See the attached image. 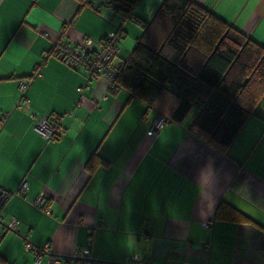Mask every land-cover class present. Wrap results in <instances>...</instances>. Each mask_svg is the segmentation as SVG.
<instances>
[{
    "label": "crops",
    "instance_id": "0c3cea01",
    "mask_svg": "<svg viewBox=\"0 0 264 264\" xmlns=\"http://www.w3.org/2000/svg\"><path fill=\"white\" fill-rule=\"evenodd\" d=\"M191 1L264 46V0ZM158 6L133 15L148 22ZM118 17L76 0H0V185L27 186L2 208L19 227L3 232L0 258L47 264L89 243L112 263L140 252L151 264H264V97L225 153L189 133L195 105L181 122L148 135L156 112L142 99L50 53L56 41H98L119 26V68L133 43L121 40L131 32L136 42L143 27L133 19L117 24ZM21 78L30 79L22 99ZM30 113L66 131L44 140ZM202 173L210 176L207 186ZM40 192L49 214L31 204ZM221 203L248 220H223L230 211L215 218ZM25 234L48 247L37 263L23 249Z\"/></svg>",
    "mask_w": 264,
    "mask_h": 264
},
{
    "label": "trees",
    "instance_id": "16d2710c",
    "mask_svg": "<svg viewBox=\"0 0 264 264\" xmlns=\"http://www.w3.org/2000/svg\"><path fill=\"white\" fill-rule=\"evenodd\" d=\"M76 1L143 27L111 89L128 90L168 123L181 122L195 105L189 133L225 153L264 97V46L191 0H162L148 22L133 15L139 0ZM227 211L223 220H248L223 203L214 217Z\"/></svg>",
    "mask_w": 264,
    "mask_h": 264
},
{
    "label": "built area",
    "instance_id": "2783aa9c",
    "mask_svg": "<svg viewBox=\"0 0 264 264\" xmlns=\"http://www.w3.org/2000/svg\"><path fill=\"white\" fill-rule=\"evenodd\" d=\"M121 19L122 18H120V20ZM121 38L122 34L119 31L114 30L106 33L104 37L98 41L91 38H85L80 45H70L62 41H56L51 48V54L57 57L59 61L67 67H79L83 69L89 79L97 76L105 78L111 87L112 81L118 72V44ZM29 83L30 79H18L17 88L21 99L23 98ZM25 107H28L27 103L25 104ZM30 116L33 118L34 129L44 140L57 138L66 131V128L56 120H52L46 116L36 118L31 113ZM167 123L166 118L163 115L158 114L149 124L146 133L155 137L161 132L162 128ZM26 190L27 186L24 180H21L13 190H7L0 185V224H2L3 227L2 230H0V239L4 231L10 230L17 232L19 227V221L17 219L13 217L5 219L3 217L2 208L4 204L11 196L20 197L26 192ZM43 203L44 195L40 192L31 204L37 208L43 209L49 214V210ZM210 224L211 221L205 222V226L207 227H209ZM143 232L146 235H150L151 231L150 228L145 227ZM22 244L25 252H31L34 254V263L39 262L42 255L48 254V247L46 245L43 247L34 245L29 239V234H25L22 237ZM58 262L63 264H151L148 258L140 252L128 255L119 263L100 260L92 253L89 243L75 251L70 256H49L47 264H55ZM0 264L8 263L0 258Z\"/></svg>",
    "mask_w": 264,
    "mask_h": 264
},
{
    "label": "rangeland",
    "instance_id": "374dc122",
    "mask_svg": "<svg viewBox=\"0 0 264 264\" xmlns=\"http://www.w3.org/2000/svg\"><path fill=\"white\" fill-rule=\"evenodd\" d=\"M161 3V0H139V2H138V4L136 5V8H135V10L137 11V12H144V13H148V11H150L152 8H155L158 4H160ZM103 12H105V13H108L109 11H107V10H102ZM115 18V17H114ZM119 17H118V19H117V24L119 23ZM129 23V22H128ZM127 23V24H128ZM128 25H131V24H128ZM129 40L130 41H133V43L131 44V46H130V49H129V51H128V53L125 55L126 57L128 56V54H129V52H130V50H131V48L133 47V45H134V42H135V38H134V35H133V33H131V32H129L125 37H124V39H122L121 40V43L122 42H124V41H126V42H129ZM123 44V43H122Z\"/></svg>",
    "mask_w": 264,
    "mask_h": 264
},
{
    "label": "clouds",
    "instance_id": "9594fccd",
    "mask_svg": "<svg viewBox=\"0 0 264 264\" xmlns=\"http://www.w3.org/2000/svg\"><path fill=\"white\" fill-rule=\"evenodd\" d=\"M209 181H210L209 174L202 173V175H201V182H202V184H204L205 186H207V184L209 183Z\"/></svg>",
    "mask_w": 264,
    "mask_h": 264
}]
</instances>
